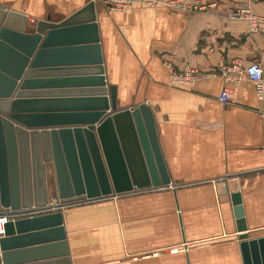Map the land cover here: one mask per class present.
I'll return each instance as SVG.
<instances>
[{
  "label": "crops",
  "instance_id": "0c3cea01",
  "mask_svg": "<svg viewBox=\"0 0 264 264\" xmlns=\"http://www.w3.org/2000/svg\"><path fill=\"white\" fill-rule=\"evenodd\" d=\"M90 1L0 5L34 22L48 15L61 20ZM207 3L213 6L191 14L162 6L116 13L98 7L107 81L117 87L121 108L142 102L152 108L173 183L62 208L72 264H243L236 193L250 238L264 237V102L249 80L235 85L217 75L220 65L234 62L264 68L263 35L228 17L243 5L264 15V0ZM167 64L194 69L200 78L174 87ZM224 88L234 91L229 104L218 100ZM48 241L40 238L33 252L26 240L21 262L50 264L60 252L46 249Z\"/></svg>",
  "mask_w": 264,
  "mask_h": 264
},
{
  "label": "water",
  "instance_id": "95a60500",
  "mask_svg": "<svg viewBox=\"0 0 264 264\" xmlns=\"http://www.w3.org/2000/svg\"><path fill=\"white\" fill-rule=\"evenodd\" d=\"M97 11L91 0L29 27L0 5V264H23L25 241L36 252L42 237L60 252L48 263L72 264L63 212L40 214L52 209L51 172L56 209L173 183L152 108H121L107 81ZM239 195L242 262L264 264V237L250 238Z\"/></svg>",
  "mask_w": 264,
  "mask_h": 264
},
{
  "label": "built area",
  "instance_id": "2783aa9c",
  "mask_svg": "<svg viewBox=\"0 0 264 264\" xmlns=\"http://www.w3.org/2000/svg\"><path fill=\"white\" fill-rule=\"evenodd\" d=\"M98 7H102L108 13L121 12L131 9L136 5L146 7H166L170 10L191 14L207 9V0H95ZM228 17L234 20H241L246 23L250 34H261L264 37V15H258L252 11L249 5H243L229 10ZM169 69L170 84L174 87H185L193 85L200 78L194 69H186L183 72L177 71L171 64L166 65ZM219 77L227 82L238 84L242 79L249 80L255 88L256 97L264 102V68L261 62L252 61L244 65L234 62L230 65H220ZM234 91L231 88H224L218 100L222 104H229L233 101ZM56 204V203H55ZM55 206V205H54ZM54 206H51L52 209ZM9 221L7 216H0V232Z\"/></svg>",
  "mask_w": 264,
  "mask_h": 264
},
{
  "label": "rangeland",
  "instance_id": "374dc122",
  "mask_svg": "<svg viewBox=\"0 0 264 264\" xmlns=\"http://www.w3.org/2000/svg\"><path fill=\"white\" fill-rule=\"evenodd\" d=\"M28 25H29V27H32L33 25H34V23H35V21L33 22V21H28ZM53 174H52V172H51V175H50V179H49V181H50V200H52L51 198L53 197L52 195H53V191L52 190H55V188H54V182H53V176H52ZM52 189V190H51ZM55 195H56V193H55ZM57 200V199H56ZM60 212L61 211V209H56L55 207L53 208V209H51V210H47V211H44L45 213H40V214H46V213H51V212Z\"/></svg>",
  "mask_w": 264,
  "mask_h": 264
}]
</instances>
